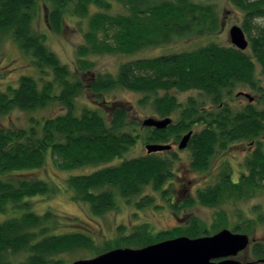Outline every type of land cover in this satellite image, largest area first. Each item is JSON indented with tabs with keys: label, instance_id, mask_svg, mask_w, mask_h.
Listing matches in <instances>:
<instances>
[{
	"label": "trees",
	"instance_id": "1",
	"mask_svg": "<svg viewBox=\"0 0 264 264\" xmlns=\"http://www.w3.org/2000/svg\"><path fill=\"white\" fill-rule=\"evenodd\" d=\"M114 2L127 13L114 14ZM207 2L0 0L1 38L10 37L38 73V78L22 75L17 85L0 90V116L14 110L35 113L52 104L65 109V113L49 118L31 117L25 127L0 128V214L11 216L0 222V264H66L65 255L80 251L99 255L115 248H140L180 236L195 239L226 228L252 234L257 225L264 223V217L258 214V219L229 227L227 215L218 212L211 228L196 217H190L182 226L158 232L148 223L130 232L128 226L120 225L117 235L99 245L93 232L78 225L79 220L52 211L40 214L31 203L35 197L54 192L45 180L28 177L29 172L43 168L51 158L58 169L66 172L104 166L87 174L72 173L66 179L73 200L88 205L93 216L117 210L118 197L127 202L138 198L135 206L139 210L155 205V198L142 195L149 187L163 196L167 194L164 187L175 176L176 153L147 152L131 159L126 154L139 142L145 148L148 144L180 142L188 131L203 123H208L206 128L195 132L190 142V169L211 171L219 136L216 115L202 111L195 98L179 103L170 91L205 92L217 107L241 84L263 95L259 76H264V23L257 21L264 20V0H229L243 15L241 27L249 41L244 51L232 43L223 46L211 42L192 51L124 62L116 75L95 73L91 60V56L131 55L188 37L215 35L222 26L216 6ZM41 12L46 26L56 34L63 32L68 19L81 20L79 24L85 25V42L77 49L74 70L49 48L47 35L38 30ZM87 75L91 78L89 85L84 80ZM116 89L144 94L140 100L143 104L154 95L152 103L160 119L173 120L177 114L178 120L164 130L139 126L132 119L131 105L106 101V94ZM84 91L100 102L98 106H84L78 114L76 100ZM219 120L223 142H255L264 135V109L249 105L243 111H232L222 107ZM115 161L120 162L113 164ZM249 161V172L241 174L238 181L233 180L230 171L221 170L214 184L199 189L180 207L172 204L173 209L180 211L196 204L216 208L264 193V152L256 151ZM65 224L70 227L64 228ZM251 247L257 262L264 258V244L254 241Z\"/></svg>",
	"mask_w": 264,
	"mask_h": 264
},
{
	"label": "rangeland",
	"instance_id": "2",
	"mask_svg": "<svg viewBox=\"0 0 264 264\" xmlns=\"http://www.w3.org/2000/svg\"><path fill=\"white\" fill-rule=\"evenodd\" d=\"M210 4L216 6V10L219 14L220 23L222 29L213 36L202 37H188L177 40L169 45L162 47L145 49L131 55H98L91 56V60L94 62L93 70L95 73L101 74H113L116 75L119 66L133 59L158 56L160 54H170L175 52L192 51L199 47L205 46L211 42L228 46L231 45L230 41V29L233 26L242 25L243 15L239 9L235 8L229 0H209ZM42 5V1H40ZM114 14L127 13L126 9L118 2H114L113 8ZM69 23L61 34L53 33L47 26L44 18V12H41L40 20H38V30L47 35V44L49 48L54 51L64 64H67L74 70L75 62L77 58L78 47L85 42L84 31L85 27L83 23L79 24L81 20L68 19ZM258 23H264V20H258ZM0 90H6L9 85H17L19 78L22 75H33L38 78V73L33 67L29 57L23 55L19 47L14 41L0 35ZM85 84L89 85L91 82L90 75L84 77ZM260 84L264 88V76H259ZM238 92H245L251 95H255L254 92L246 85H238L233 89V93L224 97L227 103H229L235 111H240L238 108L240 104L246 103L245 98H237ZM228 94V92H226ZM170 94L175 96L179 103L185 104L190 98H195L201 107L208 109L212 104L209 96L205 92L191 90L188 92H179L177 90L170 91ZM160 95H163L162 93ZM91 92L84 91L83 94L77 98V112L86 107L98 106L99 102ZM144 94L132 92L126 89H116L115 91L106 94V101H119L129 104L133 107L132 119L136 120L137 124L141 126L143 120L150 117L160 118L156 113L153 100L154 95L150 96L147 104L140 103ZM244 99V100H243ZM264 100V98H263ZM105 101V102H106ZM243 101V102H242ZM107 104V103H104ZM264 101L261 103L263 107ZM202 108V109H203ZM210 109V108H209ZM207 112V110H205ZM65 113V109L58 104L49 105L46 109L40 110L35 113L24 112L20 110H14L8 115L0 116V128L9 126L25 127L29 125L31 117L37 119L49 118L55 115ZM173 120H178V115L172 116ZM137 125V126H138ZM138 126V127H139ZM203 125H199L194 128L196 132L201 131ZM179 142V141H178ZM174 148V151L178 157L175 163L174 172L175 176L173 180L165 185L164 189L167 194L164 196L161 192L154 191L151 187L147 188L142 196L151 195L155 198V205L149 206L143 209H137L135 201L138 198H132L131 201H125L121 197L117 198L118 209L112 211L104 216H93L89 212V206L76 203L72 196V191L66 186V179L69 175L73 174H87L96 171L104 166L98 167H84L77 169L73 172H66L58 169L51 158H48L45 166L38 170H33L28 173L29 178L45 180L54 189V192L49 195L38 196L31 200L33 208L36 212L42 214L46 211H52L60 215H69L75 220H79L81 228H85L94 233L97 243L100 245L104 240L110 239L117 235V227L120 225L128 226L127 232L134 229L135 226L143 223H148L152 230L167 231L178 226L184 225L185 221L190 220V217H196L200 219L208 228H211L217 218V213H225L229 220V227L235 224H241L242 221L258 219L259 215L264 217V193L259 194L256 198H252L247 201H229L216 208H210L196 204L192 207L180 209L176 211L173 209V205L180 207L185 203L186 199L194 198L197 191L205 186L214 184L216 176L220 172L219 169L214 167L208 173L194 172L190 169V152L187 150H180L178 148L179 143ZM240 146V145H239ZM239 148L233 147L232 154L229 157L232 159L233 165H235L237 158L233 156L239 155ZM147 151L145 144L139 142L136 146L126 154V158H135L146 155ZM120 161H115L113 164H118ZM234 180L237 181L238 174L235 173ZM173 204V205H172ZM257 210V212H256ZM259 214V215H258ZM13 216V214H11ZM10 215H1L0 222L4 221ZM187 225V224H185ZM64 228H69L68 224L63 225ZM72 227V226H71ZM245 227V226H244ZM73 228V227H72ZM230 229V228H229ZM246 234V233H244ZM251 239L250 247L239 254L235 259L241 262H253L258 263L252 256V243L264 244V223L256 226V229L252 234H248ZM87 251L76 252L72 255H65L64 259L66 264H72L76 260L89 259L95 257Z\"/></svg>",
	"mask_w": 264,
	"mask_h": 264
},
{
	"label": "water",
	"instance_id": "3",
	"mask_svg": "<svg viewBox=\"0 0 264 264\" xmlns=\"http://www.w3.org/2000/svg\"><path fill=\"white\" fill-rule=\"evenodd\" d=\"M231 43L244 51L249 47V41L240 26H233L229 32ZM250 101L253 97L245 94ZM173 123L171 118H146L143 127L164 130ZM192 132L184 135L178 145L180 150L187 147ZM171 145L148 144V154L167 151ZM248 234L236 233L223 229L216 234L199 238L180 236L150 244L140 248H115L89 259H80L72 264H254L235 259L250 247ZM264 264V258L259 261Z\"/></svg>",
	"mask_w": 264,
	"mask_h": 264
},
{
	"label": "flooded vegetation",
	"instance_id": "4",
	"mask_svg": "<svg viewBox=\"0 0 264 264\" xmlns=\"http://www.w3.org/2000/svg\"><path fill=\"white\" fill-rule=\"evenodd\" d=\"M252 92H254L255 95H251L253 97V100L250 101L249 98L245 95V94H249V93H245V92H238L236 94L237 98H245L247 101L246 103L240 104V107L238 108L240 111H243L244 109H246L249 105L251 106H255L258 110H263L264 109V104L263 107L261 108V103L264 101V94L262 95L260 92H255L254 90L250 89ZM244 100V99H243ZM243 102V101H242ZM223 108H227V109H231L232 111H235V109L233 108V106H231L229 103L226 102V100L223 101V103H221L218 107L215 106L213 103L209 106L208 109L203 108L202 111L207 110V112L209 114L214 113L216 115V121H218V124H216L217 126V132L219 133V136L217 138V143L215 145V156H214V162L212 164V166L215 169H219L221 170H226V171H230V174H232V176L234 177L233 174L237 173L238 179L237 181L240 179V175L241 174H246L249 172L250 170V161L252 159L253 154L256 151H263L264 152V135H262L257 141L252 142V141H248L246 139H239V140H235L232 142H228V141H222L221 140V120H219V115L221 112V109ZM206 112V111H205ZM208 123H203V128H206ZM192 132V136L193 134L196 132L194 130V128H192L190 131H188L187 133ZM192 136L188 142V145L185 149L183 150H187L190 152L189 150V146H190V142L192 139ZM179 143V142H178ZM225 143V144H222ZM171 145V149L167 150V151H162V152H157V153H163V152H175L174 148L177 145V142L173 141ZM222 145H225V147H223ZM240 145V146H239ZM236 146V148H239V155L238 156H233L232 158H237L235 165H233L232 159L229 157L230 154H232L233 151V147ZM154 154V153H153ZM234 180V178H233ZM259 263V262H258Z\"/></svg>",
	"mask_w": 264,
	"mask_h": 264
}]
</instances>
